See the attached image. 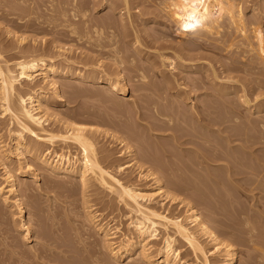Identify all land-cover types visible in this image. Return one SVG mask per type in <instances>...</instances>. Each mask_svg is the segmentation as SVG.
<instances>
[{"label":"bare ground","instance_id":"obj_1","mask_svg":"<svg viewBox=\"0 0 264 264\" xmlns=\"http://www.w3.org/2000/svg\"><path fill=\"white\" fill-rule=\"evenodd\" d=\"M130 1L0 0V20L7 23L0 30L4 31L6 38L16 39V43L13 40L14 45H4L0 35V118L4 119L1 123L6 124V131L14 141L9 146L3 140L4 135L1 138L0 134V158L4 161L3 182L0 183V218L5 214V206L15 208L18 221L13 225L18 222L19 229L16 231L21 233L17 238L23 244L16 242L12 247L25 248L27 252L24 255L28 253L31 256L32 263L29 258L30 263L24 261V264H129L124 259L132 255H136L132 264H193L186 259L188 255L184 256L187 250L196 264H236L239 255L235 245H246L262 252L264 221L258 219L264 218V206L262 212L257 210L255 217V213L249 214V207L238 199L241 198L240 193L246 198H264V151L263 154H259L262 151L257 152L260 145L264 149V81L261 80L264 75L259 78L262 83L255 84L258 81L256 78L261 77L257 75L264 72V34L261 36L256 30L259 26L253 23L262 15L259 18V14L251 13L254 19L251 25L255 24V28L249 24V19L246 22L242 4L230 6L236 0H163L161 3L157 0L162 11L161 7H154L158 11L147 9L145 12H142L144 7L149 5L144 3L153 0L141 1L145 5H140L143 10L139 4L135 6L136 2L132 4L133 0ZM151 4L155 5V2ZM261 6L263 8V3H260ZM99 8L108 9L109 14L100 20H92L91 12L99 11ZM255 8L254 4L252 9L255 11ZM160 15L166 18L161 23L169 29L182 31L184 26L185 30L190 28V34L180 47L174 46L165 33L157 39L154 35L150 36L155 44L168 41L157 47L156 55L164 68L157 71L161 83L154 85L148 80L150 75L145 66L135 62L132 52H143L141 33L149 30V23L159 22L157 18ZM78 21L83 28L79 27ZM138 21L141 22V29ZM92 24L93 31L89 30ZM248 24L251 33L246 28ZM42 25L46 28H41ZM117 25L121 31L115 28ZM37 27V33L44 29L43 32L51 31L57 37L50 40V44L44 42L43 48L38 45L37 39L28 46V38L23 36L25 32L21 34L20 31L21 35H18L15 30L22 28L33 32ZM59 27H63L61 32ZM62 32L68 38L73 35L75 42L89 46L101 57L113 60L112 66L116 63L120 68L132 71V80L139 82L136 88L149 92L142 102L133 103L140 119L146 122L145 130L149 136L141 135L125 123V137L121 136L125 138V157L132 158L124 163L125 166L117 164L110 171L109 166L104 164L110 155L102 154L105 149L98 151L99 130L84 123L89 119L62 115L56 111V116L62 117L55 119V126L46 117L49 111L55 112V105L66 103L67 96L74 99L84 93L116 107L120 105L121 95L127 94V80L122 69L116 71V77H112L114 68L108 64L98 65L100 60L96 63L85 56L86 59L76 63L72 54L67 56V48L58 46ZM184 34L187 35L186 31ZM120 36L125 42L119 39ZM122 42L128 43L133 51L124 48ZM170 50L173 52L169 53ZM203 50L211 54H204ZM11 51L20 54L13 63L10 59L16 54L9 59L4 57V53ZM245 53L248 60L244 58ZM147 59L152 60L149 56ZM76 64L79 66L76 67ZM152 67L159 68L154 60ZM174 70H178V74ZM258 71L261 72L257 74ZM254 72L256 77L252 76ZM24 83L30 85L29 91H22ZM45 87H49L50 92ZM202 97L210 99L203 100ZM49 125L55 127L50 129ZM156 132L166 134L157 135ZM165 135L169 142L164 139ZM28 137L32 141H28ZM159 138L163 141L156 142ZM128 139L137 142L138 146L134 148L133 143L127 142ZM60 142L65 144L63 148L72 145L80 148L81 156L71 158L72 155L67 152H58L55 147ZM44 143L48 145L46 150L42 146ZM28 156L33 162L28 160ZM13 157L17 158L16 162L26 163V167L22 165L26 169L13 166L10 163ZM33 163H38L50 174L76 179L70 183L81 186L86 200L83 201L87 209L85 220L95 224L98 237L88 234L85 229L84 232L81 229L82 233L75 230L71 235L57 234L55 229L47 227L42 229L41 235L34 232V219L29 214L41 217L46 212L39 199L33 197V187L23 184L24 188H19L22 178L37 180ZM212 163H217L220 173L208 170ZM131 167H137L134 177L131 175L133 172H127ZM142 180L146 181L148 188L137 187L136 181ZM143 183L140 185L143 186ZM189 185L194 186L199 199L205 203L209 217H204L190 201L178 200L175 192L184 194L185 198H194L186 189ZM214 185L219 188H214ZM90 186L101 187L103 193L112 195L114 198L110 201L115 200L118 205L115 210L123 211L122 218L129 219V230L122 232L119 241L114 242L120 232L118 225L112 227L109 223V227L101 224L104 222L101 221V210L98 211L96 204L92 205L90 199H86L90 196L87 195ZM206 187L208 190L205 191ZM177 201L178 207L166 205ZM28 204L31 205L29 211ZM178 208H185L186 213L178 214ZM216 214L219 219L214 217ZM56 218L55 215L48 216L47 220L52 223ZM217 223L219 229L214 225ZM181 242L187 248L180 246ZM27 244L30 245L28 249L25 247ZM156 245L160 246L156 249ZM210 245L212 249H209ZM20 247L16 249L18 253L21 252ZM213 256L215 259L211 258Z\"/></svg>","mask_w":264,"mask_h":264},{"label":"rangeland","instance_id":"obj_2","mask_svg":"<svg viewBox=\"0 0 264 264\" xmlns=\"http://www.w3.org/2000/svg\"><path fill=\"white\" fill-rule=\"evenodd\" d=\"M61 1H63V0H61ZM85 1H87V0H85ZM132 1V0H131ZM130 1V2H131ZM141 1H143V0H133L131 3L133 4V3H135L134 5L136 6V4H139V6L141 5L142 7L143 6H145V5H151V6H153V7H151V8H149V6H148V8L147 7H144L145 9L143 10V8L140 6L139 8H142L141 10H143L142 12H145V11H147V9L148 10H157V8L159 7H161L160 9H161V11H162V6L161 5H159V3H161V1H163V0H158L159 1V3L157 2V0L155 1V0H153L154 2H155V5H158V6H155L154 4L152 5L151 3H154L153 1H151V0H144V2H150L151 1V3H144L143 5L141 4V3H143V2H141ZM234 1V0H233ZM237 1V0H236ZM236 1H234V3H231V5L230 6H232V7H236V5H238L239 3L240 4H242V7L244 8V17L246 18V22L248 23V19L251 21H249L250 23V25H251V23H252V20H254L251 16H252V14L255 12V14H259L258 15V17L260 18V16H261V18L260 19H258V21L256 20H254V22L253 23H255L257 26H259L258 28L259 29H257L256 27H255V24L254 25H251L252 27H255L256 28V30L259 32V34L261 35V36H263V34H264V30H262V29H264V18H262V17H264V13H262V12H264L263 10V8H264V0H238L237 2ZM239 1H241V2H239ZM244 1V2H243ZM259 1V2H258ZM262 1V2H261ZM89 2V1H88ZM139 2V3H138ZM141 2V3H140ZM230 2H232L231 0H230ZM245 3L244 5H243V3ZM250 2V3H249ZM158 3V4H157ZM238 3V4H237ZM252 3V4H251ZM257 3H259V4H257ZM260 3H261V5H262V3H263V8H262V6L260 7ZM256 5V7L257 8H255V11L252 9V6L253 5ZM133 5V6H134ZM233 5H235V6H233ZM154 7H157V8H154ZM231 7V8H232ZM139 8H138V10H139ZM158 8V9H159ZM246 8V9H245ZM260 10H259V9ZM100 9V8H99ZM98 10V9H97ZM95 11L94 10V13L93 12H91V19L92 20H100V19H102V18H104L107 14H109L108 12H109V10L108 9H100L99 11ZM257 10V11H256ZM11 11H13L12 9H11ZM135 12L137 11V10H134ZM158 11V10H157ZM157 11H155L156 13H157ZM252 11V12H251ZM137 13V12H136ZM164 13V12H163ZM252 13V14H251ZM251 14V15H250ZM227 14H226V12H225V16H226ZM224 16V17H225ZM56 18V17H55ZM226 18H228V16H226ZM252 18V19H251ZM157 20L159 21V22H154L153 24L152 23H149L148 24V29L149 30H147L146 32L145 31H142V33H141V37H142V44L141 45H143V47H141L142 49H143V52L141 53V54H138V53H136V52H134L133 50H132V48H131V46L129 47V44L128 43H123V42H125L124 40H122L121 39V36L119 37V39H121V41H123L122 42V44H124V48H126V49H131L130 51H133L132 52V54L135 56V62L137 63V64H139V65H142V66H145V68H146V70L148 71V73H149V81H150V83L152 82L154 85H156V84H160L161 83V80H160V78H159V74H158V72L157 71H159L160 69H163L164 67H161L160 65V62H159V58H158V56L156 55V53L158 52V48L157 47H159L162 43H165V42H167L168 43V41H167V39L165 40V42H162V41H159L160 42V44H155V42L154 43H152L153 42V40L150 38V36H153L154 35V38H155V36H156V39H157V37L158 36H161L163 33H165V34H167L169 37V39L168 40H170V42L174 45V46H177V47H180V46H182V45H184L185 43H186V39H189V34H190V28H187L186 30L184 29V26L183 25H181V26H183V30L182 31H173V29L171 28V29H169V27H167L166 25H164V24H162V23H164L165 21H166V18H164L162 15H160L158 18H157ZM223 20V19H222ZM77 21V20H76ZM163 21V22H162ZM223 21H225L226 22V20H223ZM262 23H260V22ZM263 21V22H262ZM59 22H60V20H59ZM140 21H138V23H139ZM162 22V23H161ZM245 22V23H246ZM2 23V24H1ZM11 24H12V22H10ZM77 23V22H76ZM246 23V24H247ZM258 23V24H257ZM0 28L3 26V27H5L6 25H7V23H6V21H4L3 22V20H0ZM77 24H79V27H82L83 28V25L81 24V22L80 21H78V23ZM248 24V27H246L248 30L251 28V27H249L250 25ZM13 25H16V24H13ZM90 25V24H89ZM88 25V26H89ZM139 25H140V29L142 28L141 27V22L139 23ZM45 26V25H44ZM87 26V27H88ZM92 26V27H91ZM91 26H89L88 28H89V30H92L93 29V24L91 25ZM2 27V28H3ZM15 27V26H14ZM115 27V26H114ZM118 27V29H119V31H121L120 30V26L119 25H117L115 28H117ZM120 27V28H119ZM261 27H263L262 29H260ZM41 28H46V26L45 27H43V25H42V27ZM63 28V27H62ZM61 27H59L58 29L60 30V29H62ZM137 28H139V26L137 27ZM19 29V28H18ZM17 28H15V30L16 31H18L17 33H18V35H21V34H23V31L25 32V34H23V36H27V38H28V40L26 41L28 44V46L30 45H32V43L33 42H35L34 41V39H37V43H38V45L39 46H41L42 48H43V46H45V43H47V44H50L51 42H50V40H52V39H54V37L56 36L57 37V35L56 34H52V32H51V34H50V32H48V31H46L47 33H45V32H43V30L44 29H40V30H42V32L40 31V32H38L37 33V30L39 31V28L37 27V28H34L33 29V32H32V30H30V28L28 29V30H30V31H27V29H22V28H20L21 30H18ZM35 29H37V30H35ZM123 29V28H122ZM26 30V31H25ZM45 30H47V29H45ZM108 29L106 28V31H107ZM116 30V29H115ZM261 30H262V34H261ZM2 31V29L0 30V32ZM20 31H22V33L20 32ZM34 31H36V32H34ZM93 31V30H92ZM118 31V30H117ZM118 31V32H119ZM164 31H167V32H164ZM185 31H186V33H187V35L186 34H184L185 33ZM59 32H61V30L59 31ZM108 32V31H107ZM249 32H250V30H249ZM3 33H4V31H2L1 33H0V35L2 36H0L1 37V39H3V44L4 45H11V43H13V40L15 41V43H16V39L15 38H13V37H5V35L3 36ZM16 33V34H17ZM21 33V34H20ZM42 33V34H41ZM49 33V34H48ZM65 32H62V34H61V36H59V37H61V40H60V42L61 43H58V46H63V47H65V48H67L68 50H69V52L68 53H66L67 54V56H69L70 57V55L72 54L73 55V57H74V59H72L73 61H76V63L78 62H81L82 61V59H84L85 58V56H87L88 57V59H92L93 61H95L96 63H98V65H101V64H103V65H106L107 66V64L108 65H110V67L111 68H114V71H113V74L114 75H112V77H116V71H118V70H120V69H122V67L120 68V66H118V65H116V63L112 66V64H113V60H111V59H108V58H104V57H101L100 56V54H99V52H92L91 51V48L89 47V46H86L85 44L83 45V43H81V44H79L80 42H75L76 41V39L75 38H73V35H70V39L68 38V35H67V37H65L66 36V33H65V35H63ZM120 33V32H119ZM172 33H174V34H172ZM251 33V32H250ZM249 33V35H251ZM234 33H232V35H233ZM64 36V37H63ZM233 36H239V35H236V34H234ZM252 36V35H251ZM35 37V38H34ZM37 37V38H36ZM39 37V38H38ZM264 37V36H263ZM262 37V38H263ZM30 38V39H29ZM63 38L65 39V40H63ZM75 41H74V40ZM264 39V38H263ZM127 40V39H126ZM69 41H71V42H69ZM72 41L74 42V43H72ZM103 41H105V39L103 40ZM164 41V40H163ZM42 42V43H41ZM45 42V43H44ZM169 42V43H170ZM10 43V44H9ZM15 43H13L12 45H14ZM106 43V42H105ZM42 44H43V46H42ZM121 44V45H122ZM128 44V45H127ZM4 45H2L1 47L2 48H4L5 49V46ZM156 46V48H157V50H156V48H154L153 49V47H155ZM86 46V47H85ZM123 46V45H122ZM128 48H127V47ZM151 46H153V47H151ZM90 48V50H89V48ZM28 48V47H27ZM88 48V49H87ZM244 49V48H243ZM157 51V52H156ZM169 53H172L173 51H168ZM203 53L204 54H211V52H207V51H205V50H203ZM236 52H234L233 54H235ZM13 54H16V57H15V55H13ZM40 54V53H39ZM239 54V53H238ZM241 54V53H240ZM239 54V55H240ZM14 56V58H12L13 56ZM71 55V56H72ZM244 55H246L244 58H245V60H248V58H247V56H248V54H244ZM244 55H242V57L244 56ZM11 56V57H10ZM20 57V54H18L17 55V52L16 51H11V52H9V54L8 53H4V57L6 58V59H9V58H12V59H10L11 60V63H13L16 59L15 58H17V57ZM148 56L149 57H151L152 58V60L151 61H148ZM249 56H250V54H249ZM72 57V58H73ZM86 57V58H87ZM92 57V58H91ZM85 58V59H86ZM95 58V59H94ZM97 58V59H96ZM99 58H101V59H99ZM103 58V59H102ZM243 58V59H244ZM247 58V59H246ZM4 59V58H3ZM15 59V60H14ZM98 60H100V61H97ZM156 61V63H157V67H159V68H153L152 67V61ZM77 66H79L78 64H76V67ZM115 66H118V68H116ZM124 66V65H123ZM104 66H102V68H103ZM125 67V66H124ZM123 67V68H124ZM104 69H105V67H104ZM117 69V70H116ZM166 69H169L168 67L166 68ZM123 71H124V74H125V76H126V80H127V82H126V86H127V94L126 95H121V97L119 98V102H120V105H116V107L114 106L113 107V105H109L108 103H107V105L105 104V103H102V101L99 99V100H97L98 98L96 97V98H93V97H90V96H88V95H84V93H83V95H77L74 99L72 98V99H69L70 97L69 96H67L66 98H67V100H66V103L65 102H62L60 105H55V107L53 108V110L55 111L54 113L52 112V111H49L50 113H47L46 114V117L48 118V119H50V123L52 122V123H54L55 124V126H56V121H55V119H57V118H59V117H62V115H65V114H67V115H70V116H74V117H78V118H80V119H89L88 121L89 122H87V121H85L84 123L85 124H87L89 127H92V128H95V129H97V130H99L98 131V134H97V144H96V147H98V148H102L101 150L100 149H98V151H101V152H103V150L105 149L106 151H105V153L103 152L102 154H106V153H109V155H110V157L106 160V162L104 163L105 165H107V167H108V169H110V171L111 170H113L115 167H114V165H117V164H124L126 161H129V158L130 157H125V141H123V139L125 140V138H123V137H125V123L126 124H128V125H130V126H132L134 129H135V131H139L140 133H141V135L144 133V135H146V137L147 136H149V135H147V134H149V132H146L147 131V129L145 130V125L144 124H146V122L144 121V120H142V119H140V117H139V115L136 113V111H135V108L133 107V103L135 102V101H139V102H142L145 98H147L146 96H147V94L149 93V92H146V91H144V90H140L139 88L137 89L136 87L137 86H139V82L138 81H133L132 80V71H130V70H128L127 68H124V69H122ZM174 72L175 73H177L178 74V70H174ZM261 71H258L257 72V74L258 73H260ZM255 74H252V76L254 75V77H256V72H254ZM264 72H262V73H260L259 75H257V76H261V77H257L256 78V80L258 79V81H256L255 82V84H257V82L259 83V84H261L262 83V81H264V77L262 76V75H264L263 74ZM102 75V74H101ZM158 75V76H157ZM251 76V77H252ZM129 77L131 78V79H129ZM263 77V78H262ZM262 80H260V79ZM40 79V77H37V80H39ZM261 82H260V81ZM40 81V80H39ZM151 83V84H152ZM45 86V85H44ZM23 88L24 89H22V91H24V90H30L31 89V87H30V85L29 84H25L24 83V86H23ZM45 89H46V87H45ZM95 90V89H94ZM46 91H49L50 92V88L49 87H47V89H46ZM27 92V91H26ZM198 93H200V92H198ZM203 98V100H205L207 97H202ZM207 99H210V98H207ZM110 106V107H109ZM111 106H112V108H111ZM56 109V110H55ZM56 111H58L59 113H61L62 115H57L56 116ZM80 113H83L82 115L80 114ZM77 115H79V116H77ZM4 121V119H1L0 118V128L2 127H4V129H2V131H1V129H0V134H1V138H3V140L5 139V141H6V143H8L9 144V146H11L13 143H14V141L12 140V138H10V135H8V131H6L7 129H6V124H4V125H2V123L1 122H3ZM4 123V122H3ZM51 123V124H52ZM50 124V125H51ZM53 124V125H54ZM48 126L50 129L51 128H54L55 126ZM157 133V135H164V134H166V133H162V132H156ZM162 133V134H161ZM4 135V136H3ZM3 136V137H2ZM121 136H123V137H121ZM8 137V138H7ZM14 137V136H13ZM163 137H165L164 139L167 141V142H169V139H167V137H166V135L165 136H163ZM162 137V138H163ZM151 138V137H150ZM162 138H159V139H156V142L158 141H160V142H162L163 140H161ZM29 137H28V141H29ZM152 139V138H151ZM31 141H32V139H30ZM34 140V139H33ZM123 142H122V141ZM165 141V142H166ZM10 142V143H9ZM127 142H130V144L131 143H133V141L131 140V141H129V139H128V141ZM154 142V141H153ZM120 143H123V145L122 144H120ZM135 143H137V142H135L134 141V143L132 144V145H134V148H135V146H136V144ZM45 144V143H44ZM44 144L42 145L43 146V148H44V150H46V148H48V145H46L45 144V146H44ZM169 144V143H168ZM40 146H41V144H40ZM39 146V147H40ZM42 146H41V148H42ZM65 146V144L64 143H62V142H60V143H58L57 144V147H55L56 148V150L58 151V152H64V153H66V154H68V155H72L71 156V158L72 157H77V158H79L80 156H81V151H80V148H77L76 146H74V145H72V146H70V148H63ZM138 146V145H137ZM136 146V147H137ZM260 147H262V145H260L258 148H259V151L257 150V152L259 153L260 151H262V153L260 152L259 154H263V151H264V149L262 148H260ZM40 148V149H41ZM43 148H42V150H43ZM102 154H100V156H102ZM28 158V160L30 161V162H33V159H32V157L31 156H28L27 157ZM13 160H12V162H10V163H12L13 164V166L15 165L16 167H21V168H25L26 167V163H20V161L19 162H16L17 161V158H12ZM130 159H132V158H130ZM2 163H4V161L0 158V183H2L3 182V171L4 170H2V167H3V165H2ZM16 163V164H15ZM17 164H19V166L17 165ZM21 164V165H20ZM25 165V167H23L24 165ZM212 164H215V163H212ZM211 164V166H208V170L210 171H212L213 173H220L221 172V170L219 169V167H217V163L215 164V165H212ZM23 165V166H22ZM124 166H125V164H124ZM147 167V166H146ZM33 168L35 169V175L37 176V180L36 179H34V178H29V179H24L23 180V178H22V180H21V184H20V190H22L23 188H24V186L25 185H29V186H31V187H33L34 188V191H33V197L35 196V198H38L39 200V202H40V205H41V207H43L44 208V211L46 212V214H43V216L41 215V217L40 216H36L34 213H31V214H29L31 217H33V226H32V228H33V230H34V232L36 233V234H39V235H41L40 233H41V231H42V229H45L44 227H47V229H50V230H54L55 229V231H57L56 233L57 234H62V235H71V233H73L75 230H83V232H84V229L87 231V233L88 234H92V235H94L95 237H98L99 235L98 234H96V228H95V224H92V223H90V222H88V221H86L85 220V212H86V208H84L85 207V205L83 206V201H86L85 200V198L82 196L83 195V193L81 192L82 191V188H81V186H79L78 184H74V183H70V182H74V180H76V179H74V178H71V177H69V176H64V175H59V174H50V173H48L47 171H45V170H43L41 167H40V165L38 164V163H33ZM145 168V167H144ZM26 169V168H25ZM213 169V170H212ZM137 167H131L127 172L128 173H132L131 175H133V177L135 176V175H137ZM136 171V172H135ZM124 176H125V172H124V174H123ZM2 176V177H1ZM119 176H120V174H119ZM78 180V179H77ZM138 182H139V184H138ZM141 182V183H140ZM143 182H145V183H143ZM77 183V182H76ZM142 183H143V186H141L142 185ZM23 184H25V185H23ZM136 184H137V187H140L141 189H145V188H148L147 186H145V184H146V181H136ZM141 184V185H140ZM147 185V184H146ZM98 186H90L89 187V191H87V195H89L90 194V196L89 197H87L86 199H90V203L92 204V205H95L96 204V206L98 207V211L99 210H101V211H99L101 214H102V220L101 221H104L103 223L101 222V224H105V225H109V227H110V224H111V226L112 227H117V225H118V228H120L119 230H120V232L118 233V235H117V238H115L113 241L114 242H117V241H119L120 240V236H121V234H122V232H126V231H128L129 230V219L128 218H125V219H123L122 218V212L123 211H120V210H118V209H116L115 210V207L116 206H118V205H116V201L114 200V201H110L111 200V198H114V197H112V195H110V194H105V192L103 193L102 191H104L103 190V188H101L100 187V189H99V187L97 188ZM214 188H219L218 187V185H214L213 186ZM187 190H189L190 191V193H191V195L194 197V198H185V195L184 194H180V193H176L175 192V194H176V196H178L177 198H178V200L179 201H181L182 199H184V200H186V202L187 201H190L191 203H193L194 205H196V207L198 208V210L200 211V213L204 216V217H209L210 216V213L206 210V208L204 207V205H205V203L202 201V200H200L199 198L200 197H198V192L197 191H194V186H192V185H189V187L188 188H186ZM94 190H97V191H94ZM206 190H208V187H206L205 188V191ZM96 193V194H95ZM248 193V192H247ZM98 194H100V195H98ZM251 193H249V195H250ZM264 194V193H263ZM96 195H98V196H96ZM170 195H173L172 193H170ZM259 196H260V194H258ZM241 198H238V199H240L239 201L241 202V201H243L245 204H246V207H249L250 208V211H249V208H248V212H249V214H251L252 215V213H255V214H253V215H256L255 217H257V214H258V212H262V210H261V208H262V206H264V198H262L261 196V198H246V196L245 195H243L242 193H240V195H239ZM245 196V197H244ZM82 197L84 198V200L82 199ZM104 197V198H103ZM258 197V196H257ZM59 198V199H58ZM99 198H102V201H101V199L99 200ZM105 198H107V200L105 199ZM56 201V202H54V200ZM68 199H69V201H68ZM97 199V200H96ZM105 199V200H104ZM160 199V197H158V200ZM41 200V201H40ZM66 200V201H65ZM73 200V201H72ZM93 200V201H92ZM95 200V201H94ZM258 200V201H257ZM99 201V202H98ZM105 201H107V202H105ZM67 202V203H66ZM94 202V203H93ZM96 202V203H95ZM97 202H98V204H97ZM242 202V203H243ZM100 203V204H99ZM113 204V206H112V204ZM114 203H115V205H114ZM70 204V205H69ZM74 204V205H73ZM107 204V205H106ZM177 204H178V201L177 202H173V203H171V202H169V203H167L166 205H168L169 207H178L177 206ZM244 204V205H245ZM257 206H256V205ZM68 205V206H67ZM8 206V205H7ZM5 206V214L3 215V216H1V218H0V264H24L23 262L24 261H28L29 260V258H31V256L30 255H28V253L26 254L25 253V255H24V252H27V251H24V249L25 248H21L20 246H18V247H20L19 249H20V253H18L17 252V248L16 247H12L14 244H16V242L17 243H19V241H21V240H19L18 238H17V236L21 233L20 231H16V230H18L19 228H18V222L16 223V224H14L13 225V223L14 222H16V221H18V220H16V219H18V215L16 214V212H15V208L13 207H10V206ZM31 205L30 204H28V208H27V210L29 211L30 209H31V207H30ZM52 206V207H51ZM110 206L112 207V209L110 208ZM50 207V208H49ZM72 207V208H71ZM101 207V208H100ZM114 208V209H113ZM117 208V207H116ZM252 208V209H251ZM257 210H259L258 212H257ZM261 210V211H260ZM4 211H3V213H4ZM6 211H7V214L8 215H10V216H8L7 214H6ZM9 211V212H8ZM48 211V212H47ZM50 212V213H49ZM52 212V213H51ZM68 212L70 213V215L68 214ZM96 212V211H95ZM113 212V213H112ZM181 212L182 213H186L185 212V208L183 209V208H178V210H177V213L178 214H181ZM252 212V213H251ZM121 213V215H118V214H120ZM100 214V215H101ZM57 216V218L55 219V221L54 222H49L48 220H47V217L48 216ZM116 215H118V216H116ZM13 216V217H12ZM47 216V217H46ZM70 216V217H69ZM121 218H120V217ZM114 217V218H113ZM118 217V218H117ZM215 218H217L218 217V219H219V216L216 214L215 216H214ZM117 218V219H116ZM220 218H221V216H220ZM73 219V220H72ZM114 219H115V222H114ZM258 219V218H257ZM113 220V221H112ZM124 220V221H123ZM258 220H262V221H264V218H260V219H258ZM48 221V222H47ZM262 221H260V222H262ZM55 222H57V223H55ZM49 223V224H48ZM53 223H55V226L56 227H54V224ZM75 223V224H74ZM110 223V224H109ZM118 223H120V224H118ZM53 224V225H52ZM262 224H263V222H262ZM42 225V226H41ZM76 225V226H75ZM214 225H216V227H218V226H220L218 223L217 224H214ZM74 226V227H73ZM54 227V228H53ZM75 227H76V229H75ZM220 227H218V229H219ZM41 229V230H40ZM90 229V230H89ZM82 230H81V233H82ZM36 231H38V233L36 232ZM40 231V232H39ZM85 231V232H86ZM70 233V234H69ZM120 234V235H119ZM97 235V236H96ZM222 236V235H221ZM15 238H16V240H15ZM222 238H223V236H222ZM8 242V243H7ZM22 242V241H21ZM19 243V244H22V243ZM10 244H12V245H10ZM34 244V243H33ZM23 245V244H22ZM88 245V244H87ZM30 245L29 244H27V245H25V247L27 248V247H29ZM160 245H156V249L159 247ZM180 246H183L184 248H187L186 246V244L183 242H181L180 243ZM24 247V246H23ZM212 249V245H210L209 246V249ZM235 248H237L236 250H237V252H238V255H239V258H238V260H237V262H236V264H264V247H263V250H262V252L260 251V250H254L252 247H247L246 245L245 246H238V245H235ZM17 249V250H16ZM28 249V248H27ZM138 249V247L135 249V251ZM253 249V250H252ZM9 250V251H8ZM14 250V251H13ZM16 250V251H15ZM23 250V251H22ZM26 250V249H25ZM188 251L189 250H187V252H184L183 254H184V256H187L186 257V259L187 260H189L190 261V263H193V264H196V263H194V261H193V255H189V253H190V251H189V253H188ZM259 251V252H258ZM16 252V253H15ZM137 252V251H136ZM18 254H20V255H18ZM252 254V255H251ZM3 255H4V257H3ZM22 256V257H21ZM27 256V257H26ZM29 256V257H28ZM217 256V255H216ZM252 258H251V257ZM18 257V258H17ZM25 257V258H24ZM3 258V259H2ZM185 258V257H184ZM211 258H213V259H215L214 258V256L213 257H211ZM249 258V259H248ZM5 259H7V260H5ZM25 259V260H24ZM222 259V258H221ZM3 260H5V261H3ZM136 260V255L135 256H130V258L128 257V258H126V259H124V261L126 262V263H128V262H130L131 264H132V261H135ZM247 260H249L248 262H246ZM251 260V261H250ZM10 261V262H9ZM30 261H31V263H32V258L30 259ZM123 261V262H124ZM4 262V263H3ZM246 262V263H245ZM28 263H30L29 261H28ZM129 263V264H130ZM123 264H125V263H123ZM217 264H219L218 262H217Z\"/></svg>","mask_w":264,"mask_h":264}]
</instances>
